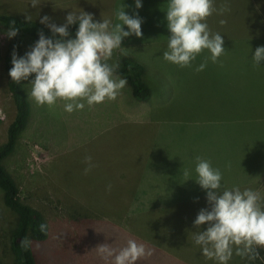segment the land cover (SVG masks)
<instances>
[{
	"label": "rangeland",
	"instance_id": "1",
	"mask_svg": "<svg viewBox=\"0 0 264 264\" xmlns=\"http://www.w3.org/2000/svg\"><path fill=\"white\" fill-rule=\"evenodd\" d=\"M14 2L0 0V13L38 20L47 15L58 26L70 11L91 13L94 22L110 19L113 25L123 5L128 15L138 12L142 36L124 38L108 63L122 57L141 62L150 89L141 102L131 100L126 86L121 89L131 102L124 103L128 113L141 117L122 121L117 99L91 107L82 101V110L68 113L63 100L39 106L30 98L34 74L21 81L41 119L18 133L2 163L21 200L38 210L47 226L46 237L30 244L34 263L112 264L95 248L109 244L118 251L133 239L147 249L152 243L159 247L136 264H172L173 258L177 264H218L193 241V222L200 209L209 207L206 191L195 182V158L221 170V191L251 189L264 199V63L253 67V49L241 46L225 47L215 63L208 50L191 67L166 61L168 0H142L138 10L134 0H62L61 16L52 15L48 6L42 16L22 15ZM7 30L0 25V142L13 109L2 67ZM35 42L24 37L25 52ZM205 62L206 68L196 72ZM87 156L95 167L85 174ZM14 222L0 193V264L11 261L8 235ZM167 251L175 256L167 257ZM241 261L234 247L227 264H245Z\"/></svg>",
	"mask_w": 264,
	"mask_h": 264
},
{
	"label": "clouds",
	"instance_id": "2",
	"mask_svg": "<svg viewBox=\"0 0 264 264\" xmlns=\"http://www.w3.org/2000/svg\"><path fill=\"white\" fill-rule=\"evenodd\" d=\"M134 3L135 9L142 8V0H134ZM39 5L40 0H31L33 8ZM125 7L116 12L119 22L114 25L110 19L94 22L93 14L85 11L68 12L65 22L59 26L51 22L49 16H43L40 23L50 29L52 36L46 37L40 31L38 40L22 57H18L14 48L9 70L11 80L29 81L34 74L29 82L30 98L39 106H52L58 99L63 100L68 113L82 110L85 107L82 101L91 107L106 99L115 100L127 81L116 75L119 63L109 64L108 61L124 38L142 36L143 19L138 12L126 14ZM215 11L214 0H168L165 19L170 35L163 58L181 68L191 67L197 55L208 50L212 62H217L225 51L224 40L219 33H212L205 22ZM30 19L26 16L27 21ZM73 25H78L74 36L69 31ZM18 32L19 28L12 21L5 35L11 39ZM252 60L253 67L264 63V46L255 49ZM206 66V62L201 63L195 71L201 72ZM195 159V182L206 191L209 207L200 209L193 222L194 243L200 246L204 257L215 259L218 264H227L234 247L236 255L256 259L257 249L264 248V199L251 189L241 191L234 187L221 191V170L199 156ZM85 163L87 174L95 165L91 156L85 157ZM202 226L206 228L201 230ZM39 227L41 232L46 231L45 224ZM20 244L26 250L31 241L25 237ZM95 249L102 258H112V264H136L153 254V250L133 239H128L126 246L118 251L109 244Z\"/></svg>",
	"mask_w": 264,
	"mask_h": 264
},
{
	"label": "trees",
	"instance_id": "3",
	"mask_svg": "<svg viewBox=\"0 0 264 264\" xmlns=\"http://www.w3.org/2000/svg\"><path fill=\"white\" fill-rule=\"evenodd\" d=\"M12 21H15V27L19 28V32L14 38H8L2 55L5 87L13 109L5 129L4 140L0 142V193L2 204L15 216L14 225L8 235V248L11 257L9 264H35L31 247L29 246L25 250L21 247L20 242L25 237H28L31 242L44 239L47 230L41 232L39 226L41 224L46 225V223L38 210L21 200L18 194V187L4 168L2 160L11 153L18 133L25 126L29 109L21 82H14L9 76V70L12 67L13 50L15 48L18 57H22L24 52V37H30L37 41L40 31H43L46 37H51L52 33L48 27L33 19L27 21L26 18L0 13L1 26L8 29ZM77 28L78 25L70 26L69 31L73 36ZM118 63L119 69L116 75L126 79L127 83L125 86L130 97L140 102L147 100L150 96V89L143 80L144 65L129 57H122ZM257 251L259 252V256L256 259L252 260L243 257L241 263L264 264V248H258Z\"/></svg>",
	"mask_w": 264,
	"mask_h": 264
},
{
	"label": "crops",
	"instance_id": "4",
	"mask_svg": "<svg viewBox=\"0 0 264 264\" xmlns=\"http://www.w3.org/2000/svg\"><path fill=\"white\" fill-rule=\"evenodd\" d=\"M48 1L49 0H46L45 3L44 0H40V5L36 8H33L31 6V0H16V2L13 3V7L14 10L17 11L16 13H20L22 15L42 16L43 10H45L48 6L52 8V15L61 16L62 0H52L49 3ZM214 7L216 8V11L207 18V24L210 31L212 33H219L220 35H222V38L224 40V48L229 46H241L243 48L253 49V53L249 56L250 58H252V55H254V49L260 46H264V0H214ZM29 10H33V12H28ZM33 20L40 23V20L38 19ZM221 20L226 21V23L221 24ZM24 52L22 56L24 55ZM24 93L29 105L28 116L25 122V126L28 127L27 124L29 123H40L39 120L41 119V114L40 111H38V109L34 107L25 90ZM116 99L117 102L115 104V109L121 111L122 121H129L130 117L134 118V120L131 121L141 119V117H133L128 113V105H125L124 103L129 104L131 102H127L124 100L123 92L121 90H119ZM131 100L133 102H136L132 98ZM129 108L131 109V105H129ZM104 115L105 113L100 116L103 118ZM129 198H131V195L129 196ZM127 233L131 236H136L135 233L129 231ZM128 234L125 235L127 236ZM153 247L159 249V247L154 243L149 246L150 249H152ZM160 251L164 252V250ZM166 255L167 257L175 256V254H172L168 251ZM172 260V264H177V258H173ZM149 263H154V260L152 258L149 259Z\"/></svg>",
	"mask_w": 264,
	"mask_h": 264
}]
</instances>
